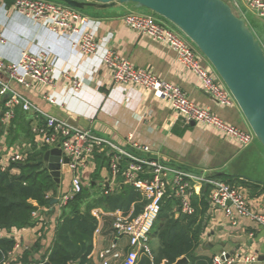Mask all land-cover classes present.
<instances>
[{
	"label": "crops",
	"instance_id": "0c3cea01",
	"mask_svg": "<svg viewBox=\"0 0 264 264\" xmlns=\"http://www.w3.org/2000/svg\"><path fill=\"white\" fill-rule=\"evenodd\" d=\"M2 3L5 4L0 5V29L6 38V43L0 45V57L6 61H15L19 59L21 51L28 46L34 52L43 50L52 59H55L58 70L68 69L70 74L81 78L84 82V86L78 94L73 92L71 82L62 77L61 72L57 74V86L52 89L44 88L38 84L26 89L17 83H12L34 104L45 111L67 119L75 127L90 128L99 136L111 140L137 156H161L172 163L188 167L190 168L188 170L193 172H200L195 171L196 169L208 168L219 174H238L248 177L244 172H233V169H229V165L236 156L250 147L256 151H262V144H255L256 136L250 145L243 147L237 138L222 133L213 127H207L196 122L195 125L187 124L182 117H177L167 101L146 88L136 84H116L113 82L112 73L102 60L107 49H112L119 55L130 59L136 66H145L146 69L152 70L161 78L181 86L191 100L202 107L209 108L225 121L252 131L236 102L228 106L219 104L206 91L198 75L185 68L177 60L176 53L171 48L154 41L149 36L138 34L125 24L124 17L118 10L122 8L125 14L134 12L136 7L133 3H118L109 7L110 10L109 8H105L106 10L100 8L104 10V15L100 18L88 16L90 21L84 29L93 33L99 43L97 54L93 56L82 54L79 48L72 45L66 36L50 31L42 24L35 23L27 16L18 13L15 10L13 0H2ZM241 4L246 20L250 22L248 24L257 37L264 41V18L248 6L247 0H241ZM252 22L254 26H252ZM0 79L8 80V76L1 70ZM50 89L57 100V105L49 103L44 97L46 91L49 92ZM3 100L4 98L1 97V160L9 152L23 153V151L31 149L29 140L19 126L10 143L12 122L8 124L2 121L5 111L3 110L5 108ZM28 113L33 116L32 112ZM70 119L74 121H69ZM130 134L134 135V140L137 142L148 145L152 150L151 153H145L133 147L129 141ZM107 150L106 146L96 149L88 167L83 171V185H86L93 178L95 170H98L103 163L101 156L98 157V153ZM107 162L104 161L105 165ZM105 165L100 171L97 182L105 181L107 187L113 189L118 177L113 178L111 169L109 170ZM65 172L71 176L69 181L71 189V171L62 170L61 182L64 180L63 174ZM192 184L195 186L194 197L199 201L202 200L205 195L203 193L204 187L207 185L194 183V181ZM58 187L62 194L70 191H63L61 185ZM244 189L249 192L248 188ZM211 191L212 188L208 191L209 217L205 219L206 229L203 246L199 253L214 256L225 250L235 258L233 264H242L243 258L254 252L258 254L259 258L254 264H264V229L247 218H239L236 222L231 221L223 210L212 205ZM262 196V194L250 195V201L256 209L264 211V197ZM55 198L57 197L53 199ZM58 201L54 203L51 201L54 206L48 210L49 213H44L46 210L41 208L40 219L42 221L40 220L41 223L39 222L38 226L20 231V242L27 246V249L36 241L38 237L36 233L42 226H47L45 233L42 231L43 237L46 235L42 243L46 247L51 246L56 222L62 207ZM177 212V215L181 216V210H177ZM112 222L111 216L103 217L102 233L94 238L91 258L95 264H98L99 250L107 247L115 238ZM117 239L121 247L127 251L128 239L125 236L117 237ZM152 246L154 248L158 246L156 238L153 239ZM14 262L13 260L10 261L11 264ZM30 264L41 263L32 262Z\"/></svg>",
	"mask_w": 264,
	"mask_h": 264
},
{
	"label": "built area",
	"instance_id": "2783aa9c",
	"mask_svg": "<svg viewBox=\"0 0 264 264\" xmlns=\"http://www.w3.org/2000/svg\"><path fill=\"white\" fill-rule=\"evenodd\" d=\"M224 1L232 7L236 14L246 20L241 0ZM1 4L5 3L0 0ZM247 4L264 18V0H247ZM14 5L18 13L27 16L33 22L66 36L82 54L87 56L97 54L99 43L96 37L84 29L90 18L81 15L73 7L69 5L64 7L45 0H14ZM124 22L138 34L149 36L154 41L171 48L176 53L177 60L185 68L198 75L206 91L219 104L228 106L235 103L229 89L218 79L217 73L214 74L210 67L202 64L201 55L191 48L182 35L160 25L152 15L130 12L124 15ZM5 43L6 38L0 29V45ZM102 60L110 69L114 83L136 84L146 88L167 101L177 117H182L187 124L195 121L198 124L213 127L237 138L243 147L250 145L255 139L252 131L229 123L209 108L195 103L181 86L161 78L152 70L136 66L130 59L119 55L116 51L105 50ZM0 70L8 76L6 81L0 79V96L4 98L5 106L2 121L10 124L16 117L18 108L32 112L34 119L31 123V130L37 137L38 146L50 148L59 146L63 155L70 158L69 170L72 172L70 191L62 194L58 190L56 196H53L52 192L49 193V196L58 198L60 206H64L75 194L82 191L83 171L88 167L96 149L101 146L108 148L107 155L110 158L112 177L116 179L122 176L124 181L134 186L146 200L143 211L135 217L132 216V211L126 214L121 210L105 212L101 208L93 209L92 213L99 221L94 238L102 233L103 217L106 216L113 218L112 229L115 235L114 240L107 247L99 250L98 264H137L142 255L152 256L151 233L168 187L172 186L176 196L180 199L181 212L191 215L195 213V206L192 203L195 186L192 181L212 188V205L223 210L231 221L236 222L239 218H247L264 229V211L253 206L249 192L242 187H235L224 180L213 177L211 169L205 168L200 172H193L161 156H137L111 140L99 136L90 128L74 127L67 119L43 110L24 96L12 83H17L26 89L36 84L52 89L57 86L58 72H61L62 77L71 82L73 92L78 94L82 90L83 80L70 74L68 69L58 70L55 59H52L47 52L43 50L34 52L28 46L21 51L19 59L15 61H6L0 57ZM51 89L49 92L46 91L44 97L49 103L57 105V100L50 92ZM133 136V134L129 136L133 147L145 153H151L152 150L148 145L137 142ZM125 158H128L129 162L123 167L121 163ZM25 159V155L21 152H9L2 158L0 170L5 171L11 163L24 162ZM147 173L152 177H145ZM111 190L112 188L107 193ZM262 195L264 197V194ZM34 203L37 205L36 202ZM40 213L41 207L39 206L32 215L37 218ZM20 231L17 229L10 232L0 231V238L13 237L17 241L13 251L8 256H4L0 264H11V260L15 261L14 264H22L18 261V253L28 247L20 242ZM121 236L128 239V251L121 247L117 239ZM258 260V254L252 252L243 258L242 264H254ZM233 263H235V258L225 250L213 256V264Z\"/></svg>",
	"mask_w": 264,
	"mask_h": 264
},
{
	"label": "trees",
	"instance_id": "16d2710c",
	"mask_svg": "<svg viewBox=\"0 0 264 264\" xmlns=\"http://www.w3.org/2000/svg\"><path fill=\"white\" fill-rule=\"evenodd\" d=\"M33 119L27 111L19 108L11 123L10 143L19 126L29 140L31 149L23 151L26 157L24 162H13L5 171L0 170V231L10 232L13 229L22 230L38 226L42 221L40 219L42 212L34 218L33 211L39 206L45 210L54 206L51 201L59 190L54 177L44 167V153L49 147L37 146V137L31 130ZM107 154L108 150L98 153L103 163L98 170H95L93 178L83 185L81 192L75 194L60 208L61 213L56 222L51 246L46 247L42 243L46 236L43 237V233L47 228L42 226L36 233L38 237L34 244L29 249L18 253V261L22 264L45 261L50 264H95L90 255L94 249V234L99 221L93 215V209L101 208L105 212L121 210L126 214L132 211L133 217L143 211L146 200L134 186L125 183L122 176H118L115 187L108 193L110 187H107L106 182H97L105 160L108 161L105 166L110 170V158ZM128 162L129 159L125 158L121 165L124 167ZM145 175V177H152L148 173ZM211 175L235 187L248 188L250 195L253 196L264 192V183L242 175L217 172H212ZM204 188L205 195L202 200L199 201L195 197L192 199L195 213L187 214L185 218H182L177 215V207L181 205V201L176 196L174 188L168 187L151 233L152 256L142 255L137 264H174L184 256L189 259L186 264H213V255L199 253L203 246L205 219L209 217L210 209L208 191L211 187ZM51 192L53 196H49ZM154 238L158 240L156 248L152 246ZM16 243L13 237L0 238V261L13 251Z\"/></svg>",
	"mask_w": 264,
	"mask_h": 264
},
{
	"label": "water",
	"instance_id": "95a60500",
	"mask_svg": "<svg viewBox=\"0 0 264 264\" xmlns=\"http://www.w3.org/2000/svg\"><path fill=\"white\" fill-rule=\"evenodd\" d=\"M76 9L109 8L133 3L175 24L214 66L242 110L251 130L264 146V47L246 20L224 0H59ZM69 121H74L70 119ZM2 124V123H1ZM195 125V121L191 122ZM1 160V156H0ZM70 158L60 147L44 153L45 166L60 186ZM70 171V170H69ZM58 198L52 200L57 202ZM230 204V202H228ZM177 210H181L178 206ZM182 218L186 215L182 213ZM184 256L174 264H186ZM43 264H50L45 261Z\"/></svg>",
	"mask_w": 264,
	"mask_h": 264
},
{
	"label": "rangeland",
	"instance_id": "374dc122",
	"mask_svg": "<svg viewBox=\"0 0 264 264\" xmlns=\"http://www.w3.org/2000/svg\"><path fill=\"white\" fill-rule=\"evenodd\" d=\"M45 1L54 2V3H57V4L62 5L64 7H68V5L65 2H61L59 0H45ZM241 6H242V4H241ZM73 9L78 11L81 15L89 16V17H92V18H100V17H103V15H104V13H103L104 10H102L100 8L86 7L85 9H76V8H73ZM109 10H110V8H109ZM111 10H113V9H111ZM118 12L121 15H123L122 17H124L125 13H124V10L122 8L119 9ZM134 12L141 13V14H146V15H152L155 18V20L160 25H162V26H164L166 28H170V29L174 30L175 32L179 33L180 35H182L187 40V42L191 46V48L197 54L201 55L202 64L204 66H206V67H210L214 74L217 73L216 75L218 76L219 80L224 83L223 79L220 77V75L218 74V72L216 71L214 66L207 59V57L199 50L197 45L190 38H188L169 19H167L166 17H164V16H162V15H160L158 13H155L154 11H152L150 9H147L145 7H143V8H135ZM248 22H247V24H248ZM252 26H254L253 22H252ZM260 41L264 45V41L262 40V38H260ZM141 67L145 68V66H141ZM0 98H1V96H0ZM257 143L260 144L261 142L256 137L255 144H257ZM229 167H230L229 169H231V170L233 169V172H244V174L247 175L249 178L254 179V180H258L259 182L261 181V182L264 183V146L262 147V151H256L253 147H250V148L246 149L243 153H241L239 156H236L235 159H233L230 162ZM196 170L200 171L201 169H196ZM67 174H69V173L65 172L63 174L64 175V177H63L64 180L60 184L61 185V189L63 191L70 190L69 181H70L71 176L67 175ZM263 193L264 192H262V194ZM46 212L49 213L48 210H46L44 213H46Z\"/></svg>",
	"mask_w": 264,
	"mask_h": 264
},
{
	"label": "bare ground",
	"instance_id": "6f19581e",
	"mask_svg": "<svg viewBox=\"0 0 264 264\" xmlns=\"http://www.w3.org/2000/svg\"><path fill=\"white\" fill-rule=\"evenodd\" d=\"M225 84V83H224ZM226 85V84H225ZM227 87V86H226ZM228 88V87H227ZM230 91V90H229ZM232 94V93H231ZM233 96V95H232ZM234 98V97H233ZM234 100H235V98H234ZM235 102H236V100H235ZM237 103V102H236ZM75 127V126H74ZM254 133V132H253ZM254 135H255V133H254ZM256 136V135H255ZM37 146H38V142H37ZM38 147H42V146H38ZM57 147V146H56ZM59 147V146H58ZM54 148V147H53ZM49 149H50V147H49ZM63 152V151H62ZM1 156V155H0ZM64 156V155H63ZM44 165H45V163H44ZM181 206V205H180ZM183 213V212H182ZM182 215V214H181ZM128 251V250H127Z\"/></svg>",
	"mask_w": 264,
	"mask_h": 264
}]
</instances>
